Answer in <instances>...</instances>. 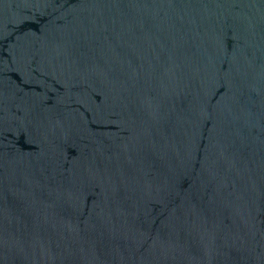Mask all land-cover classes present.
<instances>
[{"label":"water","instance_id":"obj_1","mask_svg":"<svg viewBox=\"0 0 264 264\" xmlns=\"http://www.w3.org/2000/svg\"><path fill=\"white\" fill-rule=\"evenodd\" d=\"M0 264H264V0H0Z\"/></svg>","mask_w":264,"mask_h":264}]
</instances>
